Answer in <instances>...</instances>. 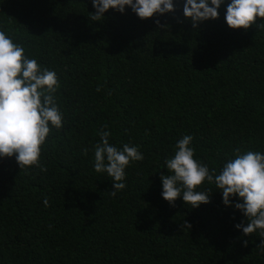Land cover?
Returning a JSON list of instances; mask_svg holds the SVG:
<instances>
[{
	"label": "trees",
	"instance_id": "trees-1",
	"mask_svg": "<svg viewBox=\"0 0 264 264\" xmlns=\"http://www.w3.org/2000/svg\"><path fill=\"white\" fill-rule=\"evenodd\" d=\"M182 7L161 27L130 8L93 21L91 0H0V28L57 73L64 113L42 146L46 172L0 159V264H264V237L234 227L247 218L215 184L198 186L211 192L198 208L161 197L184 135L217 173L236 149L264 152V18L232 29L222 5L193 27ZM105 125L111 144L144 154L115 196L93 168Z\"/></svg>",
	"mask_w": 264,
	"mask_h": 264
},
{
	"label": "clouds",
	"instance_id": "clouds-1",
	"mask_svg": "<svg viewBox=\"0 0 264 264\" xmlns=\"http://www.w3.org/2000/svg\"><path fill=\"white\" fill-rule=\"evenodd\" d=\"M178 0H91L95 9L90 16L101 21L109 9L124 14L127 9L140 19L156 17L154 23L161 25L160 16L174 12ZM183 16L190 19L193 27L216 19L219 9L226 5L225 21L232 29H247L264 18V0H182ZM264 24L260 23L257 26ZM57 73L35 58L25 54V49L0 28V159L13 157L21 168L38 167L46 172L41 163L42 146L50 131L63 127L64 113L57 103L56 92L60 88ZM99 91V89H97ZM100 141L94 146L96 173H106L112 180L115 196L126 188V169L144 159L139 145L123 144L117 147L109 142L112 135L105 125L97 133ZM193 137L184 135L174 146V155L165 160L168 174L161 173V197L174 204L177 198L192 208L210 202L207 189L197 190L205 182L215 184L222 193L226 207L239 210L247 218L234 227L244 235L259 233L264 237V152L241 151L227 159L217 173L216 169L195 157ZM87 153V150H85ZM45 207L48 198L43 199ZM190 227V225H186ZM247 241H244L245 246ZM264 250V239L261 240Z\"/></svg>",
	"mask_w": 264,
	"mask_h": 264
}]
</instances>
